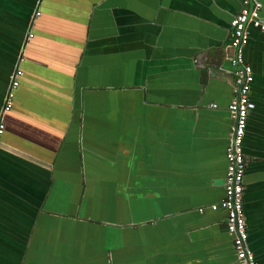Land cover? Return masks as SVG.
Instances as JSON below:
<instances>
[{"label":"crops","instance_id":"obj_1","mask_svg":"<svg viewBox=\"0 0 264 264\" xmlns=\"http://www.w3.org/2000/svg\"><path fill=\"white\" fill-rule=\"evenodd\" d=\"M239 5L0 0V112L21 70L1 116L0 264H237L209 205L223 194L222 50ZM246 32L242 209L264 264V30Z\"/></svg>","mask_w":264,"mask_h":264},{"label":"built area","instance_id":"obj_2","mask_svg":"<svg viewBox=\"0 0 264 264\" xmlns=\"http://www.w3.org/2000/svg\"><path fill=\"white\" fill-rule=\"evenodd\" d=\"M259 9V0H240L239 8L229 22L228 45L231 53L228 60L229 64L233 67L234 94L228 102L226 109L233 120V126L224 150L223 194L218 201L209 205L211 210L222 209L225 213V230L231 237V244L237 264H259L246 244L247 232L242 209V177L245 168L242 139L247 113L254 105L248 98V91L253 76L250 66L243 59V49L248 40L246 32L247 24L259 30H264V21L259 16ZM30 35L28 34V36ZM20 75V69L15 67L9 86L4 93L0 112V144L4 130L1 116L3 112L8 111L11 107L13 90L18 85L17 78Z\"/></svg>","mask_w":264,"mask_h":264},{"label":"water","instance_id":"obj_3","mask_svg":"<svg viewBox=\"0 0 264 264\" xmlns=\"http://www.w3.org/2000/svg\"><path fill=\"white\" fill-rule=\"evenodd\" d=\"M259 2H260V9L262 8V3H261V1L259 0ZM260 9H259V11H260ZM36 12H38V14L40 13L39 11H38V8L36 7V9L34 10V13H33V16L31 17V21H33V19H34V16H35V14H36ZM37 15V14H36ZM222 55L223 56H226L227 54H226V51H225V49H223L222 50ZM19 60V59H18ZM218 61V59L216 58V62ZM17 65H18V63H17ZM21 71V70H20ZM205 72L207 73V72H209V68H207L206 70H205ZM20 77V76H19ZM18 77V78H19ZM17 78V79H18ZM16 88V87H15ZM233 91H232V95H231V97L233 96ZM13 97H14V90H13V96H12V101H11V107H12V102H13ZM231 99V98H230ZM230 101V100H229ZM10 107V108H11ZM1 120H3V119H1ZM225 160V159H224ZM198 211L200 212V211H202V208H200V207H198Z\"/></svg>","mask_w":264,"mask_h":264},{"label":"flooded vegetation","instance_id":"obj_4","mask_svg":"<svg viewBox=\"0 0 264 264\" xmlns=\"http://www.w3.org/2000/svg\"><path fill=\"white\" fill-rule=\"evenodd\" d=\"M233 17V16H232ZM231 17V18H232ZM230 18V19H231ZM229 22H230V20H229ZM228 40H229V27H228ZM225 51H226V54L228 55L227 56V59H228V57L230 56V53H231V50H230V47H229V45H227L226 47H225ZM229 51V52H228Z\"/></svg>","mask_w":264,"mask_h":264},{"label":"rangeland","instance_id":"obj_5","mask_svg":"<svg viewBox=\"0 0 264 264\" xmlns=\"http://www.w3.org/2000/svg\"><path fill=\"white\" fill-rule=\"evenodd\" d=\"M40 9L42 10L43 8L41 7V5H40Z\"/></svg>","mask_w":264,"mask_h":264}]
</instances>
